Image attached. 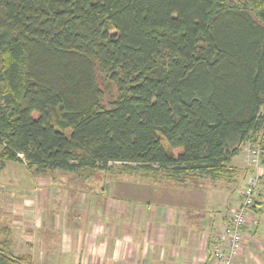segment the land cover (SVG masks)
I'll list each match as a JSON object with an SVG mask.
<instances>
[{"label": "trees", "instance_id": "trees-1", "mask_svg": "<svg viewBox=\"0 0 264 264\" xmlns=\"http://www.w3.org/2000/svg\"><path fill=\"white\" fill-rule=\"evenodd\" d=\"M247 141L264 143V0H0V168L220 179Z\"/></svg>", "mask_w": 264, "mask_h": 264}, {"label": "crops", "instance_id": "crops-1", "mask_svg": "<svg viewBox=\"0 0 264 264\" xmlns=\"http://www.w3.org/2000/svg\"><path fill=\"white\" fill-rule=\"evenodd\" d=\"M225 167L223 178L194 173L181 182L162 171L110 168L104 183L98 170L81 176L24 165L35 181L0 197V246L30 264H216L214 235L244 186L264 170V143L245 142ZM235 264H264V187Z\"/></svg>", "mask_w": 264, "mask_h": 264}, {"label": "built area", "instance_id": "built-area-1", "mask_svg": "<svg viewBox=\"0 0 264 264\" xmlns=\"http://www.w3.org/2000/svg\"><path fill=\"white\" fill-rule=\"evenodd\" d=\"M264 187V170L252 176L244 186L240 199L228 209L226 221L214 235L211 256L216 264H235L243 245V229L256 205L257 193Z\"/></svg>", "mask_w": 264, "mask_h": 264}, {"label": "rangeland", "instance_id": "rangeland-1", "mask_svg": "<svg viewBox=\"0 0 264 264\" xmlns=\"http://www.w3.org/2000/svg\"><path fill=\"white\" fill-rule=\"evenodd\" d=\"M230 1L238 2V1H241V0H230ZM5 163H6V166L3 169H0V182H1L2 188H4L3 190H1L2 192H0V197L2 195H5V192L7 193V191L10 192V194H12V193L16 192L17 190H22L24 188V186H27V188H29L32 185V183H33L32 181H35L34 178L32 179L31 175H29L28 173H27V175L25 174L27 172V170H26V168H22L24 165L22 166L20 164L13 163V162H10V161H7ZM122 166H123V164H120V163H111L110 164V167L112 169H115V170L116 169L118 170V169L122 168ZM98 172L100 174H102V175H99L100 181H103L105 183L106 181H104V180H105L106 177H103V174H105L104 173L105 171L98 170ZM123 177H125V176L124 175L120 176L121 179ZM88 182L90 184H92L91 181H87V183ZM87 186L89 187V184H87ZM87 186H86V190H87ZM81 189H82V185H81ZM81 189H79V190H81ZM83 190H85V186L83 187ZM2 202L3 201L0 200V203H2ZM4 203H5V201H4ZM3 204H1V205H3ZM4 216L7 219H11V216L9 214H7V213H5ZM1 220L2 219H0V221ZM3 220H5V218H3ZM0 248H2L3 250L7 251V249H5V248H3L1 246H0Z\"/></svg>", "mask_w": 264, "mask_h": 264}]
</instances>
